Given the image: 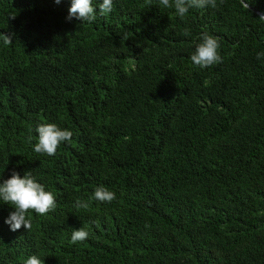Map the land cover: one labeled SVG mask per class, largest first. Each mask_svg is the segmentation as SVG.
<instances>
[{
  "label": "trees",
  "instance_id": "obj_1",
  "mask_svg": "<svg viewBox=\"0 0 264 264\" xmlns=\"http://www.w3.org/2000/svg\"><path fill=\"white\" fill-rule=\"evenodd\" d=\"M216 2L93 0L83 23L71 0H0V183L31 172L56 198L15 232L0 201V264H264V0ZM205 32L222 63L201 68ZM44 123L73 133L53 156Z\"/></svg>",
  "mask_w": 264,
  "mask_h": 264
},
{
  "label": "clouds",
  "instance_id": "obj_2",
  "mask_svg": "<svg viewBox=\"0 0 264 264\" xmlns=\"http://www.w3.org/2000/svg\"><path fill=\"white\" fill-rule=\"evenodd\" d=\"M55 2L59 4L61 0H55ZM240 2L242 7L248 10L249 0L247 3L245 0H240ZM159 5L164 8L174 9L178 17L184 18L192 7L204 8L210 6L215 8L217 2L216 0H159ZM98 10L100 16H107L113 11V0H102V3L98 5ZM96 17L97 8L93 6V0H71V7L67 17L69 21L75 18L83 23H92ZM259 20L264 21V16ZM0 35L3 37L4 44L12 43L11 35ZM183 35H190V31L185 29ZM200 40L201 42L196 46L195 52L190 57L193 64L201 68H208L214 64L222 63V58L218 54L220 47L218 38L205 32L202 33ZM261 56H264V53L258 54L257 59H260ZM35 131L38 133V142L34 146V151L48 156L55 155L60 144L70 141L73 135L71 131L61 130L53 123L40 124ZM115 198V193L104 186H97L90 197V199L101 203H110ZM0 201L15 209V211L9 213L8 218L5 220V223L10 226V230L13 232L20 230L22 227L25 231L31 229V220L27 218L29 211H33L37 215H46L56 208V198L53 193L45 191L44 186L36 181L31 172H27L21 178L19 173L13 171L11 178L0 183ZM88 206V203L79 199L75 204L77 208L86 209ZM88 236L89 233L83 228L73 230L71 242L73 244L83 242ZM24 264H43V261L36 255H32Z\"/></svg>",
  "mask_w": 264,
  "mask_h": 264
},
{
  "label": "water",
  "instance_id": "obj_3",
  "mask_svg": "<svg viewBox=\"0 0 264 264\" xmlns=\"http://www.w3.org/2000/svg\"><path fill=\"white\" fill-rule=\"evenodd\" d=\"M258 15H259L260 17H262V15H261V14H259V13H258Z\"/></svg>",
  "mask_w": 264,
  "mask_h": 264
}]
</instances>
